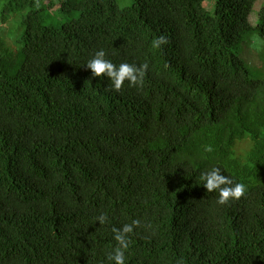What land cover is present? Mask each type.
Returning <instances> with one entry per match:
<instances>
[{
    "label": "trees",
    "instance_id": "16d2710c",
    "mask_svg": "<svg viewBox=\"0 0 264 264\" xmlns=\"http://www.w3.org/2000/svg\"><path fill=\"white\" fill-rule=\"evenodd\" d=\"M131 1L0 11L22 15L20 67H0V264H112V229L137 219L126 264H264V78L239 53L249 31L264 38V5L252 25L257 0ZM46 9L78 15L49 23ZM101 49L148 63L143 86L93 77ZM213 167L246 194L218 205L200 179Z\"/></svg>",
    "mask_w": 264,
    "mask_h": 264
},
{
    "label": "clouds",
    "instance_id": "9594fccd",
    "mask_svg": "<svg viewBox=\"0 0 264 264\" xmlns=\"http://www.w3.org/2000/svg\"><path fill=\"white\" fill-rule=\"evenodd\" d=\"M167 42V37L160 35L154 38L151 43L153 48L159 49ZM86 66L91 70L93 77H108L110 79L109 87L117 92L121 90L126 81L131 87H142L149 68L146 62L140 65L129 63L116 65L111 60L106 59V53L103 49L96 51L87 61ZM204 151L210 153L213 149L211 145H208ZM200 179L208 193L218 192L216 200L218 205H226L231 200H238L246 194V185L223 174L220 167H213L210 171L201 173ZM96 221H99L103 226L108 221V217L107 215H100ZM139 225L140 221L137 219L130 224L123 225L120 229H112L114 239L117 241V246L107 255V259L112 264H126V252L131 243L129 234L134 231V227Z\"/></svg>",
    "mask_w": 264,
    "mask_h": 264
},
{
    "label": "rangeland",
    "instance_id": "374dc122",
    "mask_svg": "<svg viewBox=\"0 0 264 264\" xmlns=\"http://www.w3.org/2000/svg\"><path fill=\"white\" fill-rule=\"evenodd\" d=\"M54 1L59 2L60 0ZM6 2L7 0H0L1 12ZM49 2L50 0H46V3ZM131 3V0H118V4L121 7L128 6ZM214 3V0L207 1L208 8L210 10H214ZM262 5H264V0H257L254 10L250 15V21L252 25H256V21L258 19V11ZM17 14L19 16H15V13L13 12L10 13L12 17L8 23H3V20L0 16V41L5 45V49L0 52H3L5 50L3 55L6 54L5 56H3L5 58V61L0 63V67L5 70H10L12 73L16 72L20 67V58L17 54L18 43L16 44V42L19 41L22 35V30L19 29V22L22 15L21 13ZM45 14L48 22H54L55 24H59L66 18L78 15L77 12L71 13L68 16L59 15L55 12L52 13V11L48 9L45 10ZM6 50H8L7 53ZM239 53L243 60L246 62L251 75L257 78H264V38L261 37L258 32L251 30L245 35V41L239 48ZM249 140L250 138L248 137L242 140H238V144L234 147V152L236 155H245L248 152L247 148L250 146Z\"/></svg>",
    "mask_w": 264,
    "mask_h": 264
}]
</instances>
